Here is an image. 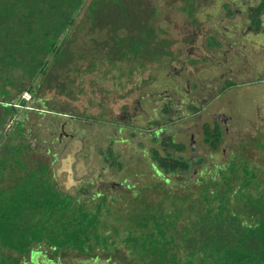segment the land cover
Segmentation results:
<instances>
[{
    "label": "trees",
    "instance_id": "16d2710c",
    "mask_svg": "<svg viewBox=\"0 0 264 264\" xmlns=\"http://www.w3.org/2000/svg\"><path fill=\"white\" fill-rule=\"evenodd\" d=\"M129 2L106 0L97 8V0H0L1 71L6 82L13 80L15 70L28 80L19 90L17 103L10 91L0 89V264H58L55 257L44 260L43 255L60 250H75L91 258L94 252L111 255L118 240L140 264H264V195L252 190V172L234 165L214 171V176L181 194L164 191L172 193L166 205H155L146 194L128 189L138 206L126 214L127 220L122 214L112 223L110 197L87 186L76 195L59 188L53 161L30 159L25 123L9 121L17 113L16 106L27 104L20 98L24 91L48 110L46 101L37 96L38 82L48 81L53 66L61 75L77 65V57L90 58L86 71L105 60L156 59L161 46L154 41L150 17ZM81 32L91 46L76 48L75 36ZM98 35L100 42L94 38ZM9 122L12 126L6 130ZM18 133L23 135L15 143ZM162 146L166 151L183 150L170 137ZM107 154L105 160L111 166L122 168L110 150ZM152 160L162 181L155 184L157 188L154 185L159 190L171 178L187 175L204 162L193 163L168 152L161 156L156 150Z\"/></svg>",
    "mask_w": 264,
    "mask_h": 264
},
{
    "label": "rangeland",
    "instance_id": "374dc122",
    "mask_svg": "<svg viewBox=\"0 0 264 264\" xmlns=\"http://www.w3.org/2000/svg\"><path fill=\"white\" fill-rule=\"evenodd\" d=\"M241 1L230 0L238 9H240L239 2ZM253 1L250 2L253 3ZM204 2L205 0H131L127 4L140 8V13L146 18L150 17L148 20L155 28L156 38L154 41L161 46L160 54L155 56L156 59L140 57L129 61L105 60L104 64H96L93 70L86 71L90 58L80 57V59L77 57L75 60L77 65L72 66L68 72L61 75L56 72V67L53 66L48 81L45 83L41 79L38 82L40 91L37 96L46 101L44 103L48 110L41 109L42 107L35 104L33 98H30L26 100L25 106H16L17 113L13 118L8 119L14 123L18 121L25 123L23 134L32 149L29 152L30 159L53 161L52 170L59 188L65 192L71 191L76 195L82 186H87L88 190L94 193L99 192L103 196L110 197L107 203L112 209L111 211L114 210L113 214L110 213L112 220L110 222L112 223L116 222L118 220L116 218H120L122 214H124L123 218L127 220L126 214L138 206L131 199V193L126 189V186L134 187L133 190H139L142 196H144L143 193L146 194L148 199L153 201L152 203L155 202V205L158 202H163L166 205L170 203L168 196L172 193L166 195L164 191L181 194L183 189L193 187L194 183L206 181L214 171L221 170L222 165L225 171L229 167L234 168L232 164L235 162L231 161L230 152L239 156L242 153L245 157L241 156L242 161L248 162L247 167L255 168L256 176L260 179L263 177L262 181H264V143L258 148L259 141L255 136V127L257 126L255 123L231 127L226 143L219 147L213 157L209 158L204 155L203 157H206L202 165L195 166L196 168L187 175L171 178L167 187L162 186V188L165 187L164 190L156 189L155 184L162 182L161 177H157L153 173L149 162L141 158L140 153L131 154L129 144L126 143L127 139L128 142L134 141L135 143V139L133 140L132 137L134 135L126 133V125L123 123L121 115L123 110L131 111L141 94L161 92V88H163L160 86L161 82L165 81L167 76H177V80L183 82L186 78L194 77L201 81L210 72L208 69L205 70L204 65L198 61L200 57L205 56L200 47L202 35L208 28V26L199 23L207 18ZM102 3L106 5V0H97V8H101ZM112 3L115 4L113 1ZM243 3L248 4L244 1ZM194 17H197L198 21L194 22ZM84 21L86 20H83V24H85ZM83 24L82 27H85ZM75 37L78 38L75 43L76 48L80 45L91 46L85 32L78 33ZM94 38L99 41L101 35ZM99 46L101 47V45ZM258 51L263 53L264 48L259 47ZM76 68L79 70H75ZM1 70L2 64H0V89L3 87L4 90L10 91L11 99L17 103L19 90L25 87L28 81L27 77L21 70H15L11 73L13 80L6 82ZM262 80H264V70L257 73L252 80L257 83L261 81V83H258L251 93L257 99L263 98L264 100ZM152 82L156 84L152 86ZM242 83L246 85V82ZM156 86L160 87L155 89ZM25 93L26 91L22 92L20 98L30 96L29 93L24 95ZM157 101L161 104L164 102ZM241 101L242 99L238 98L240 119L243 120L244 114L250 117L253 115V109L251 110L253 104L245 103L242 106ZM1 115L2 109L0 108V118ZM153 117H148L147 120L149 121ZM162 118L164 119V116ZM246 121L244 120L243 123ZM144 124L135 128L136 131L143 134V147L149 144L147 140L149 135L147 134L153 133V129L156 128V125ZM10 126H12L11 122L7 123L6 130ZM119 129H121L120 132ZM160 132L168 135L171 128L165 126ZM23 134L19 135L18 133L14 142L18 143ZM156 134L158 135V133ZM262 141L264 142V139ZM98 142H101L102 147H107L108 143L113 142V150L119 154L121 170H118L117 167L111 168L110 161L104 160L103 156L97 154ZM136 149V146L132 148L133 153L138 152ZM204 149L208 150L207 147ZM223 149L225 152L222 151ZM200 154L204 153L200 152ZM242 161L240 160L241 163H243ZM240 162L236 164L239 165ZM153 169L155 170V167ZM112 183H120L123 186L117 188L112 185L111 187ZM151 185H153L152 188H150ZM259 191L264 195V183L261 184ZM129 204H132L130 208ZM118 224L122 227L121 223ZM128 249L129 247L125 243L118 240L111 255L107 251L94 252L91 258L75 250H60L57 253L46 252L43 258L48 260L55 257L54 260H58V264H113L114 260V264H140L138 259L130 256ZM37 256L41 255L37 254ZM109 256L111 260H108Z\"/></svg>",
    "mask_w": 264,
    "mask_h": 264
},
{
    "label": "flooded vegetation",
    "instance_id": "af4514ba",
    "mask_svg": "<svg viewBox=\"0 0 264 264\" xmlns=\"http://www.w3.org/2000/svg\"><path fill=\"white\" fill-rule=\"evenodd\" d=\"M243 1L248 4L246 5ZM250 1L242 0L239 2L240 9H238L230 0H205L207 18L199 22L208 26L207 31L202 35L200 47L205 56L199 59L196 57V59L204 65L205 70L208 69L210 72L201 81L194 77L186 78L183 82L177 80V76H167L165 81L161 82L160 86L163 87L161 92L141 94L131 111L123 110L121 117L126 125L125 131L128 135H134L132 137L133 140L135 139V143L128 142V139L126 141L131 149L130 153L136 155L140 153L141 158L149 162V167L154 174L155 164L152 160L154 150L161 156L168 152L174 157L193 163L199 159L205 160L206 156L213 157L219 147L226 143L231 127L240 124L255 123L258 148L264 143L262 141L264 139V100L257 99L251 93L252 89L261 83V81L257 83L252 80L257 73L264 70V52L258 51L259 47L264 48V0H254L253 3ZM194 18V22L198 21L197 17ZM262 81L264 83V80ZM242 82H246V85ZM151 84L154 86L156 83ZM160 86H156L155 89ZM238 98L242 99V106L245 103L253 104L251 117L244 114V119H240ZM156 99L164 102L161 104ZM151 116L154 117L148 121V117ZM244 120H247L246 123H243ZM142 123H149L148 126L156 125L154 132L147 134L149 144L145 147H143V134L135 130ZM165 126L171 128L168 135L160 132ZM167 137L171 138L172 143L182 145L183 150L168 149L166 151L162 144ZM112 143L102 147L101 142H98L97 154L103 156L104 160L109 150L111 156L119 160V154L113 150ZM134 146L137 147L136 153L132 151ZM222 151L225 152L224 149ZM229 154V157L232 156L231 161L235 162L232 166L254 174L252 190L260 193V186L264 183L263 177L258 178L255 168L247 167L248 162L242 161V153L240 156L232 152ZM204 155L206 156L203 157ZM237 162L240 164L237 165ZM110 167L121 170L117 165H110ZM112 185L117 188L123 186L120 183H112L111 187ZM132 188L134 187L126 186V189Z\"/></svg>",
    "mask_w": 264,
    "mask_h": 264
},
{
    "label": "built area",
    "instance_id": "2783aa9c",
    "mask_svg": "<svg viewBox=\"0 0 264 264\" xmlns=\"http://www.w3.org/2000/svg\"><path fill=\"white\" fill-rule=\"evenodd\" d=\"M24 95H27V93H25ZM23 99L29 100L30 99V96L29 95L27 97L24 96Z\"/></svg>",
    "mask_w": 264,
    "mask_h": 264
}]
</instances>
